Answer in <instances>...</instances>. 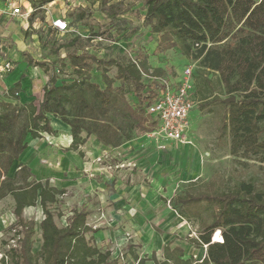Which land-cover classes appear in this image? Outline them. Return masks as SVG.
<instances>
[{
  "label": "trees",
  "instance_id": "1",
  "mask_svg": "<svg viewBox=\"0 0 264 264\" xmlns=\"http://www.w3.org/2000/svg\"><path fill=\"white\" fill-rule=\"evenodd\" d=\"M49 2L42 0V5ZM145 6L143 25L158 36L154 54L177 50L194 64L198 111L217 112L218 139L228 143L231 155L258 164L254 175L224 191L177 196L171 201L173 209L180 207L177 212L190 222L187 209L191 206L209 208V221L199 214L192 216L199 218V232L189 241L196 248L207 247L201 264H264V0H146ZM90 16V10L73 12L69 26ZM28 65L47 75L46 84L32 101L21 104L17 82L5 93L8 101H0V200L13 198L16 217L11 229L14 245L2 256V263L7 257L13 264H118L119 258H113L110 250L95 245L97 229L88 224L86 207L73 210L66 224L58 225L62 216L53 207L65 190L50 186L48 180L36 181L27 166L20 165L13 177L8 175L29 140L56 135L52 118L70 129L71 144L64 152L79 156L90 138L102 149L114 150L134 136L152 132L157 122L146 108L165 87L166 72L152 69L146 57L98 58L76 50L51 64L29 58ZM66 70L73 76L58 84V74ZM112 70L114 77L109 75ZM93 72L99 73L104 87L94 80ZM115 83H119L117 88ZM127 87L134 104L127 98ZM37 201L44 215L42 245L33 253L35 222L25 220L22 212ZM127 253L134 264L148 261L139 259L131 246ZM163 255V263L154 255L151 260L154 264H191L181 260L180 248L165 247Z\"/></svg>",
  "mask_w": 264,
  "mask_h": 264
},
{
  "label": "rangeland",
  "instance_id": "2",
  "mask_svg": "<svg viewBox=\"0 0 264 264\" xmlns=\"http://www.w3.org/2000/svg\"><path fill=\"white\" fill-rule=\"evenodd\" d=\"M73 2L75 4L74 0ZM76 2L80 6L77 4L73 6L72 0H63L62 9L59 11L63 18L71 23V14L83 10H90L91 16L83 23L70 24V31L66 33L49 30L45 23L46 16L42 17L41 21L46 27H41L39 30V42L30 49L28 53L30 56L47 64L62 59L69 50L88 52L98 58L123 57L135 60L146 57L152 69L165 70L166 83L176 81L186 66L190 65L193 70L195 69L194 64L177 50L154 54L158 36L151 35L149 28L143 25L146 0H76ZM57 8L58 5L53 6L45 13L50 14ZM26 37L29 35L26 34ZM72 40L74 43H71ZM50 74L51 71L48 76ZM92 74L94 80L104 87L99 73ZM58 75L60 78L58 84L62 79L69 80L73 76L71 70ZM109 75L114 77L115 70ZM37 84L38 87L33 85L34 90L41 88L39 81ZM118 85L119 83H115L114 87L117 88ZM127 91L128 100L134 104L135 99L129 93L130 87H127ZM219 126L220 118L217 112L201 113L195 104L189 113V126L182 143L156 140L146 135L134 136L117 150H105L94 143L100 149L98 155L102 159L101 162H95L98 170H102L103 173L107 171L115 178L135 186L142 195L155 190L159 194V205L173 208L171 201L185 192L224 191L236 182L256 173L257 163L231 155L228 143L226 145L218 139ZM70 195L75 196L67 190L66 197L62 198H69ZM60 201L53 207V211L61 214L62 217L57 219V223L59 226H64L66 219L74 208H79V205L69 199L66 200L67 203L64 199ZM187 210L192 218L187 222L191 231L181 238H176L182 243L198 237L199 218L192 217L193 214H199L205 221H209L210 212L207 206L193 205ZM90 211L88 224L94 229L106 228L109 217H96L93 203ZM140 218L137 216V211L136 213L132 211L129 222L133 227H130L129 231H124L115 241L103 242L100 245L102 250H110L113 258H119L118 264H134L128 256V246H131L139 256L146 254L150 256L151 249L139 239L142 233L139 229L138 231L133 229L135 224L139 226ZM193 223L195 226L191 225ZM95 238L97 237H94L97 246Z\"/></svg>",
  "mask_w": 264,
  "mask_h": 264
},
{
  "label": "crops",
  "instance_id": "3",
  "mask_svg": "<svg viewBox=\"0 0 264 264\" xmlns=\"http://www.w3.org/2000/svg\"><path fill=\"white\" fill-rule=\"evenodd\" d=\"M74 1L77 6H80L76 0ZM61 4L63 0H50L46 5H42V0H0V64L8 61L12 65L8 73L0 72V101L8 100L4 98L5 95L4 97L2 95L17 82L20 83L18 98L21 104L32 101L33 95L46 84L47 75H44L40 68L28 65L29 58L37 62L42 61H38L28 53L39 42L38 33L41 27H46V24L41 21L42 17L46 16L45 23L51 31H56L52 27L54 20L61 18L67 21L59 13L62 9ZM56 5L58 8L52 13H45ZM12 6L19 8L26 17L12 16ZM33 12L34 15H32ZM26 34L29 37H26ZM37 81L41 83V88L34 90L33 85L38 87ZM51 123L56 130V135L43 134L42 139L29 140L25 151L12 165L9 177L15 175L20 165L27 166L36 181L44 183L48 180L50 186L58 190H68L75 195L62 198L66 197L65 193L58 197V202L64 199L67 203L66 200L69 199L79 205V208L74 210L86 207L89 212L93 203L96 217H109L106 228L97 229V233L93 234V240L97 237L95 241L99 248L103 242H113L124 231H129L130 227H133L129 222L130 213L137 211V216L141 217L140 224L139 226L135 224L133 229L140 230L142 233L140 241L151 249L150 256L147 254L139 256L133 251L139 259L146 258L148 260L146 264H154L151 260L154 255L159 263H163L166 261L163 249L168 247L170 250L180 248L183 252L181 257L183 261L190 260L191 264L202 263L206 256V246L196 248L189 241L194 238L188 239L186 243L176 240L191 231L188 221L182 218L177 210L159 205V194L155 190L142 195L135 186L108 174L104 168L102 169L105 173L98 170L95 161L101 156L98 155L100 149L94 143L99 144L94 138H90L79 149L82 156H79L77 152H64L71 144L70 129L54 118ZM88 170L90 172H87ZM14 207L15 203L11 196L0 200V264H3L2 256L7 253L10 246L14 245L11 230L16 223ZM22 216L25 220L32 219L35 222L33 253H36L42 245L40 223L44 218L39 201L34 207H25ZM128 256L133 262L129 253ZM4 264L13 263L6 257ZM167 264L173 263L168 261Z\"/></svg>",
  "mask_w": 264,
  "mask_h": 264
},
{
  "label": "built area",
  "instance_id": "4",
  "mask_svg": "<svg viewBox=\"0 0 264 264\" xmlns=\"http://www.w3.org/2000/svg\"><path fill=\"white\" fill-rule=\"evenodd\" d=\"M73 6H75L74 3ZM11 15L26 17L19 8L13 6ZM52 27L60 33L70 30L69 23L61 18L54 20ZM11 69L12 65L8 61L0 65L2 73H8ZM192 73L193 68L190 65L183 68L177 80L165 83L158 98L146 108V113L157 122L155 129L145 134L146 136L176 143H182L185 140V133L189 126V113L195 106ZM101 161V158L96 160L97 163Z\"/></svg>",
  "mask_w": 264,
  "mask_h": 264
},
{
  "label": "water",
  "instance_id": "5",
  "mask_svg": "<svg viewBox=\"0 0 264 264\" xmlns=\"http://www.w3.org/2000/svg\"><path fill=\"white\" fill-rule=\"evenodd\" d=\"M230 101H234V99L232 98V99H227V100H225V103H229Z\"/></svg>",
  "mask_w": 264,
  "mask_h": 264
}]
</instances>
